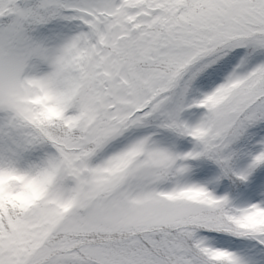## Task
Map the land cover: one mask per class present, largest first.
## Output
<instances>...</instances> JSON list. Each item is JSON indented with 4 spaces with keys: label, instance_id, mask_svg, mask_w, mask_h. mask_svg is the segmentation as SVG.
Returning <instances> with one entry per match:
<instances>
[{
    "label": "snow or ice",
    "instance_id": "snow-or-ice-1",
    "mask_svg": "<svg viewBox=\"0 0 264 264\" xmlns=\"http://www.w3.org/2000/svg\"><path fill=\"white\" fill-rule=\"evenodd\" d=\"M0 264H264V0H0Z\"/></svg>",
    "mask_w": 264,
    "mask_h": 264
}]
</instances>
